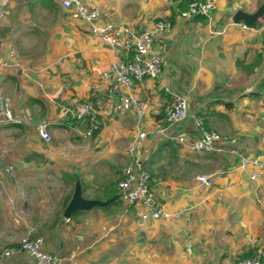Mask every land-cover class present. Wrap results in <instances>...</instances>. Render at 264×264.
Returning <instances> with one entry per match:
<instances>
[{"label": "crops", "instance_id": "0c3cea01", "mask_svg": "<svg viewBox=\"0 0 264 264\" xmlns=\"http://www.w3.org/2000/svg\"><path fill=\"white\" fill-rule=\"evenodd\" d=\"M263 2L215 0L210 17H184L179 0L92 1L109 14L101 23L138 32L153 30L155 20L173 25L153 42L154 51L163 46L161 75L134 92L148 105L142 164L164 208L179 218L143 220L144 206L122 199L64 216L77 182L85 198L119 194L138 132L135 110L108 116L109 124L89 137L76 109L86 99L103 100L101 110L117 99L106 98L103 74L124 52L104 44L61 0H9L0 21V88L13 120L0 111V253L42 236L61 264H235L264 247V166L257 179L241 166V154L264 165V18L252 29L232 19ZM165 88L189 101L188 117L173 133L199 138L202 118L226 136V151L194 152L156 133L170 100ZM43 121L49 142L37 131ZM211 172L223 176L201 186L197 176ZM0 264L35 259L21 251Z\"/></svg>", "mask_w": 264, "mask_h": 264}, {"label": "built area", "instance_id": "2783aa9c", "mask_svg": "<svg viewBox=\"0 0 264 264\" xmlns=\"http://www.w3.org/2000/svg\"><path fill=\"white\" fill-rule=\"evenodd\" d=\"M9 0H0V21L4 16L3 7ZM93 0H61L63 7L69 9L75 18L84 20L89 24L92 33L99 36L101 41L116 51H123V59L113 61L108 70L103 74L108 84L106 98H117L110 107L100 109L103 100H83L76 109V119L86 125L84 135L92 137L96 132L109 124L108 116L127 110H135L136 126L138 132L127 148L130 159L129 165L123 169V176L118 182L120 199L132 205H143V220L171 218L177 220L178 213L166 210L154 192L151 181L152 174L142 164L141 154L145 145L148 132L143 129V120L147 114V103L140 100L134 92L136 84L151 78L158 79L163 71L165 56L162 53L163 46L159 51H154V38L156 34L163 33L172 28L170 20H155L153 30L136 31L130 26L117 25L110 21L101 20L108 17V12L97 6H92ZM186 3V9L181 11L182 16L191 17L198 15L210 17L216 7L215 0H179ZM245 29H252L250 24H243ZM5 62L3 65H6ZM2 71L0 70V75ZM170 95V100L164 108L163 124L156 128V133L168 138L177 139L183 146L198 153L224 152L226 136L219 132L208 130L202 118L197 119V125L202 135L193 140L175 135L173 127L184 121L189 114L188 97L170 88H165ZM0 111L10 120H13L8 100L0 88ZM39 135L47 142L52 140L49 124L43 121L38 124ZM243 168H253L252 179H257L260 169L264 166L260 158L249 157L241 154ZM8 172L13 170L9 165ZM222 172H211L197 176L199 184L203 187L212 186ZM2 192L0 189V198ZM44 237H28L21 241L18 246L6 247L0 253V262L7 257L14 256L21 251H27L35 259V264H61L60 256L47 251L44 248ZM191 247L192 245L189 244ZM235 264H264V247L258 246L254 253L246 258L238 259Z\"/></svg>", "mask_w": 264, "mask_h": 264}, {"label": "water", "instance_id": "95a60500", "mask_svg": "<svg viewBox=\"0 0 264 264\" xmlns=\"http://www.w3.org/2000/svg\"><path fill=\"white\" fill-rule=\"evenodd\" d=\"M264 18V2L263 4L253 13L244 11L243 9H238L233 14V21L235 23L245 22L246 24H252L258 22L260 19ZM120 199V195L116 194L108 200H99V199H89L85 198L82 193V188L80 182L76 183L75 192L68 203L64 216L70 218L73 213L79 210L91 209L95 206H106L110 202Z\"/></svg>", "mask_w": 264, "mask_h": 264}, {"label": "trees", "instance_id": "16d2710c", "mask_svg": "<svg viewBox=\"0 0 264 264\" xmlns=\"http://www.w3.org/2000/svg\"><path fill=\"white\" fill-rule=\"evenodd\" d=\"M182 10H185L186 9V3L185 2H182V8H181ZM251 26H255V25H257V22H255V23H252V24H250ZM162 116H163V118H164V113H162ZM164 122V121H163ZM163 124H165V122L163 123ZM117 193V191L116 190H114V192H112L109 196H108V198H110V197H113L115 194ZM70 199V198H69ZM69 199H67V202H66V204L65 205H67V203H68V201H69ZM118 202V201H117ZM117 202H115V203H117ZM254 253V252H253ZM252 253V254H253ZM251 254V255H252ZM250 255V256H251Z\"/></svg>", "mask_w": 264, "mask_h": 264}, {"label": "rangeland", "instance_id": "374dc122", "mask_svg": "<svg viewBox=\"0 0 264 264\" xmlns=\"http://www.w3.org/2000/svg\"><path fill=\"white\" fill-rule=\"evenodd\" d=\"M149 171V170H148Z\"/></svg>", "mask_w": 264, "mask_h": 264}]
</instances>
